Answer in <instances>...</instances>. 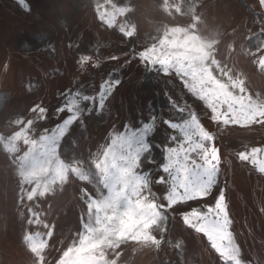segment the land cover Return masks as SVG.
<instances>
[{
    "label": "rangeland",
    "instance_id": "374dc122",
    "mask_svg": "<svg viewBox=\"0 0 264 264\" xmlns=\"http://www.w3.org/2000/svg\"><path fill=\"white\" fill-rule=\"evenodd\" d=\"M24 1L27 11L21 1L0 0V264H236L233 252L237 264H264V173L237 156L264 147V123L211 121L210 110L190 93L189 77L152 69L160 116L151 134L170 143L169 135H182L163 120L181 123L197 116L220 151L218 184L208 198L168 209L172 222L159 211L154 223L131 230L115 225L122 242L108 246L101 237L93 240L102 232L108 208L96 206L103 196L92 165L114 133L134 131L154 115L156 89L129 48L132 22L136 50L182 55L188 57L184 64L201 58L207 70L197 68L200 75L210 72L234 96L264 109L261 0ZM113 17L111 25L105 22ZM85 55L90 59L82 64L78 57ZM116 79L122 83L99 108L100 85ZM77 93L97 99H80L81 116L64 129L57 108ZM8 140L12 147L6 146ZM30 162L46 169L44 179L31 180L37 172ZM144 163L141 171L155 170ZM150 179L151 191L161 196V185ZM221 188L231 220L227 256L193 226L201 223L198 218L182 215L191 208L207 211ZM123 202L117 208H125ZM30 237L39 238L38 245Z\"/></svg>",
    "mask_w": 264,
    "mask_h": 264
},
{
    "label": "snow or ice",
    "instance_id": "6c2138e0",
    "mask_svg": "<svg viewBox=\"0 0 264 264\" xmlns=\"http://www.w3.org/2000/svg\"><path fill=\"white\" fill-rule=\"evenodd\" d=\"M261 2L264 4V0ZM105 22L111 25L114 17ZM121 32L123 33V29ZM134 58L141 60L146 70L155 68L162 74H168L171 69L178 76L189 77L193 81L190 93L210 110L211 121L239 126H248L254 122L264 123V109H258L246 103L244 98L234 96L227 91L226 85L212 77L210 72L206 76L200 75L193 64L183 63V59L188 57L150 49L134 53ZM78 59L84 64L90 57L85 55ZM121 83L120 79H116L100 85L99 108L104 106L113 89ZM209 83L211 87H207ZM80 99L94 103L97 97L85 95L79 98L77 93L58 107L56 115L62 116L60 127L70 129V126L78 121L83 112ZM92 110L91 107L88 108L89 112ZM163 124L172 130H178L182 138L169 135L167 139L170 143L146 141L145 137L152 132L153 125L145 120L143 126L134 131L114 133L107 147L97 151V157L92 160L96 173L95 182L103 196L102 200L96 201L97 208L111 209L113 215L108 218L112 219L117 215V205L123 199L126 207L120 214V223L129 230L138 224L154 223L155 220L151 218L160 216L159 208L171 209L189 201L208 198L218 184L220 151L213 143V134L206 130L197 116H190L181 123L165 119ZM237 156L240 161L250 162L257 166L260 173H264V147L239 151ZM145 160L155 165L159 171H141L142 166L147 167ZM152 176L155 177L154 182L161 185V196L151 191ZM85 192L87 193V190ZM161 198L164 203L158 204ZM182 215L198 218L201 223L193 226L212 241L213 248L217 249L219 254L227 256L231 251V248L227 247L231 243V233L228 231L231 220L223 188L219 190L214 204L207 205V211L191 208L187 214ZM221 216L223 222L220 220ZM188 223L191 225V221ZM214 236L218 239H213ZM152 239L155 240V237Z\"/></svg>",
    "mask_w": 264,
    "mask_h": 264
},
{
    "label": "bare ground",
    "instance_id": "6f19581e",
    "mask_svg": "<svg viewBox=\"0 0 264 264\" xmlns=\"http://www.w3.org/2000/svg\"><path fill=\"white\" fill-rule=\"evenodd\" d=\"M24 7L25 8H27V4L26 3H24ZM23 37H21V44H23V45H25L24 43H23ZM187 46V44L185 43L184 44V47H186ZM191 64H193L194 66H199V64L198 63H191ZM236 88H238V87H236ZM10 146V147H12L14 144H12V141L11 140H8L7 141V143H6V146ZM30 163H32V162H30ZM31 169L32 170H34L35 172H37L36 173V177H40V178H45V175H46V169H44L41 165H39L38 166V164L37 163H35V162H33L32 164H31ZM50 174V173H49ZM51 183H52V178H51V176H47L46 177ZM34 179H35V176H34ZM50 183V184H51ZM116 212H117V215H115L112 219H109L108 217L109 216H111V215H113V213H112V210L111 209H108L107 210V212L106 213H104L105 214V219H104V224L106 223V221L107 220H112L113 222H118V221H120V218H121V216H120V214L122 213V211L121 210H116ZM115 218H118L119 220L117 221V220H115ZM220 220H221V222H223V218L222 217H220ZM118 226H121L120 224H117ZM105 227V228H104ZM109 226H108V224L107 225H103V229H102V232L101 233H98V232H96L95 234H94V237H93V240L94 241H96V240H98V239H100V237H101V235L104 233V231L106 230H109ZM104 230V231H103ZM120 231V230H119ZM113 234H110V236H108L104 241L105 242H107V243H113V242H115V238H114V236L116 235L115 233H118L117 231L114 233V232H112ZM118 235V234H117ZM214 238L215 239H218L217 237H215L214 236ZM30 240H32L31 239V237H30ZM86 240V239H85ZM85 240H84V243H85ZM39 241H40V239L39 238H36L35 240H32V242H33V244H35V245H38V243H39ZM96 243H98V242H96ZM230 248V247H229ZM230 252L231 251H229L227 254H230ZM232 258L234 257V256H231Z\"/></svg>",
    "mask_w": 264,
    "mask_h": 264
}]
</instances>
